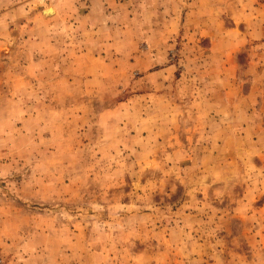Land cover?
<instances>
[{"label":"rangeland","instance_id":"374dc122","mask_svg":"<svg viewBox=\"0 0 264 264\" xmlns=\"http://www.w3.org/2000/svg\"><path fill=\"white\" fill-rule=\"evenodd\" d=\"M0 264H264V0H0Z\"/></svg>","mask_w":264,"mask_h":264},{"label":"bare ground","instance_id":"6f19581e","mask_svg":"<svg viewBox=\"0 0 264 264\" xmlns=\"http://www.w3.org/2000/svg\"><path fill=\"white\" fill-rule=\"evenodd\" d=\"M51 13V12H50Z\"/></svg>","mask_w":264,"mask_h":264}]
</instances>
